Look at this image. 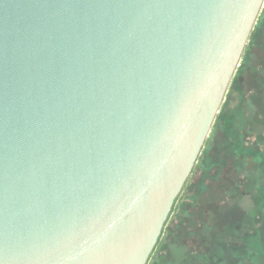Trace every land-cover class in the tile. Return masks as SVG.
Here are the masks:
<instances>
[{
  "label": "water",
  "instance_id": "1",
  "mask_svg": "<svg viewBox=\"0 0 264 264\" xmlns=\"http://www.w3.org/2000/svg\"><path fill=\"white\" fill-rule=\"evenodd\" d=\"M264 0H0V264H147Z\"/></svg>",
  "mask_w": 264,
  "mask_h": 264
},
{
  "label": "rangeland",
  "instance_id": "2",
  "mask_svg": "<svg viewBox=\"0 0 264 264\" xmlns=\"http://www.w3.org/2000/svg\"><path fill=\"white\" fill-rule=\"evenodd\" d=\"M239 64L147 264H264V4Z\"/></svg>",
  "mask_w": 264,
  "mask_h": 264
},
{
  "label": "trees",
  "instance_id": "3",
  "mask_svg": "<svg viewBox=\"0 0 264 264\" xmlns=\"http://www.w3.org/2000/svg\"><path fill=\"white\" fill-rule=\"evenodd\" d=\"M251 34H252V32H251ZM251 34H250V36H251ZM249 39H250V37H249ZM249 42V41H248ZM240 66V65H239ZM237 71H238V69L236 70V72H235V74H234V77H233V79H232V81H231V84H232V82L234 81V79H235V75H236V73H237ZM251 182H253V181H251ZM219 216V215H218ZM220 218V217H219ZM221 219V218H220Z\"/></svg>",
  "mask_w": 264,
  "mask_h": 264
},
{
  "label": "flooded vegetation",
  "instance_id": "4",
  "mask_svg": "<svg viewBox=\"0 0 264 264\" xmlns=\"http://www.w3.org/2000/svg\"><path fill=\"white\" fill-rule=\"evenodd\" d=\"M240 65V64H239ZM239 67V66H238ZM231 85V84H230ZM230 87V86H229Z\"/></svg>",
  "mask_w": 264,
  "mask_h": 264
}]
</instances>
